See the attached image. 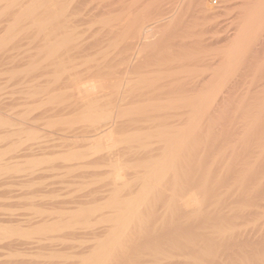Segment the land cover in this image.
I'll return each mask as SVG.
<instances>
[{"label":"rangeland","instance_id":"1","mask_svg":"<svg viewBox=\"0 0 264 264\" xmlns=\"http://www.w3.org/2000/svg\"><path fill=\"white\" fill-rule=\"evenodd\" d=\"M50 10L53 15L49 16L54 22H33L36 15L41 14L37 16L40 19ZM141 20L146 21L145 26H154L151 37L140 34L138 27L144 24ZM49 26L53 27L51 34H47ZM246 29L251 30V34ZM115 77L124 78L122 81L129 87L122 81L119 83V88L127 89L125 97L123 93L112 92L113 96L110 89L108 92L113 97L112 103L109 97L107 101L113 106L115 101V113L124 122L118 132L121 138L134 132L140 134L141 143H147L154 150L149 159L156 157L161 137H156L152 126L148 128V118H153L150 124L158 126L165 134L162 136L166 137L171 135L168 131L174 133L172 136H178L179 132H188L187 128H190L191 135H187L185 148H181L176 171L169 177H174L181 190L176 191L175 199L193 196L199 203L198 214L209 221L204 230L207 242L203 243V249L200 248L205 254H188L193 242L189 235L175 240L163 237L158 241L162 254H158L157 259L142 254L136 263L264 264V0H0V115L7 113L2 115L8 117H4L6 119L21 116L27 102V105L31 103L27 108L34 111L26 110L34 114L25 110L23 119L35 122L34 125L23 123L22 116H18L12 122L10 119L6 124L0 123V141L3 140L0 144L7 142L12 146L11 142L13 145L15 142L21 146L23 140L34 136L18 147L24 150L23 154H19L16 145L13 153L7 145L10 149L4 145L0 147L1 151L9 150L6 162H3L5 168L0 169V234L3 235H0V264H78L80 258L91 252L90 246L97 239L106 238L109 217L117 210L109 208L105 201L110 196L108 181L99 179L107 178L111 169L100 165L101 161L95 163L78 154L87 149L81 148L94 135L86 133L88 119L100 113L96 112L95 105L83 104L89 98L83 90L95 83L112 88ZM147 92L148 97H154L144 98L142 94L146 96ZM210 95L214 97L212 102ZM201 99L210 100L209 107L207 111L204 109L206 113L202 111L203 116H196ZM119 107L124 110L119 112ZM51 112L56 114L53 119L48 117ZM41 114L47 116L45 120L39 119ZM31 115L35 117L31 118ZM142 119L146 123L139 121ZM131 120L135 121L132 129ZM13 121L20 125L13 127ZM46 121L48 125H45ZM24 124L28 127L31 124L29 128L34 126L32 129L40 131L39 138L35 130H29L27 125L26 129ZM23 125L24 131H21ZM31 130L36 134H31ZM12 131L15 134L17 131V136ZM9 133L13 136L9 137ZM26 133L31 136L27 137ZM66 133L72 135L67 137L68 142L67 138H62ZM40 134L45 136L41 138ZM147 134L154 137L147 141ZM47 135L49 140L54 135L51 143L47 142ZM2 136L7 138L2 139ZM35 136L39 141L44 138L40 143L45 149ZM12 137H16L15 141ZM75 139V143L83 140L77 143H81V147L73 142ZM59 140L68 144L72 140L73 146L79 148L70 147V150L72 144L64 147ZM31 141H37L38 147L34 143L33 148L27 149L33 146ZM46 145L53 150H47ZM59 149L66 156H62ZM136 149L131 153L137 156L126 161L130 167L126 170L129 177L136 169L142 171L139 166L144 161L134 160L140 153L136 154ZM36 151L40 152L36 156L45 154L36 157ZM47 152L49 157L54 155L48 158ZM87 152L82 155H88ZM29 155L38 159L33 161ZM15 156L21 158L14 159ZM70 158L72 161L75 158L77 163L68 161ZM14 161L22 170L20 172L26 170V176L29 172L30 177L26 178L23 173L25 177L22 178ZM58 161L62 166L58 167ZM64 161L67 162L62 163ZM82 161L88 164L83 162L84 168L80 170ZM70 163L82 166L75 170ZM68 164L70 169L65 168ZM32 169L38 170L33 174ZM13 171H18L17 175ZM20 178L30 182L25 183L27 181H20ZM157 196L160 197L157 199L168 201L166 194L158 193ZM159 206L154 205V208L163 215L151 231L163 233L170 230L166 224L171 218L165 211L179 207L165 203ZM95 208L98 219L92 221L93 215L88 211ZM187 218L184 216L183 221ZM52 226L56 227L54 231L46 230ZM21 233L30 235L22 236ZM54 255L60 259L53 258Z\"/></svg>","mask_w":264,"mask_h":264},{"label":"bare ground","instance_id":"2","mask_svg":"<svg viewBox=\"0 0 264 264\" xmlns=\"http://www.w3.org/2000/svg\"><path fill=\"white\" fill-rule=\"evenodd\" d=\"M77 7V6H76ZM21 8V7H20ZM27 9H28V7H27ZM20 10V9H19ZM31 10V9H30ZM24 11V10H23ZM18 12V11H17ZM21 12V11H20ZM261 12V11H260ZM24 13V14H23ZM22 14L25 16V12H23ZM28 13H30L29 11H28ZM256 14H258V13H256ZM26 15H28L27 14V11H26ZM39 15V14H38ZM38 15H36V18H37V16ZM48 15V16H47ZM47 15L46 16H42L40 19H36V18H31V20H33V22L34 21H37V22H42L41 20H43V23L45 22V24H46V21L49 23H51L52 21L54 22V20L53 19H51L50 18V16L51 15H53V12L50 10V13H47ZM50 15V16H49ZM85 15L87 16V14L85 13ZM11 16V15H10ZM13 16V15H12ZM17 16V15H16ZM39 16H41V14L39 15ZM38 16V17H39ZM71 16V15H70ZM73 16V15H72ZM35 17V16H34ZM89 17V16H88ZM255 17H257V15L255 16ZM18 18V17H17ZM83 18V17H82ZM86 18V17H85ZM20 19V18H19ZM69 19H70V17H69ZM10 20V19H9ZM56 20V19H55ZM80 20H81V18H80ZM146 20H147V18H146ZM253 20V19H252ZM257 20V19H256ZM73 21V20H72ZM87 21V20H86ZM89 21H91V20H89ZM142 21V20H141ZM148 21V20H147ZM248 21V20H247ZM253 21H255V20H253ZM10 22V21H9ZM15 22V21H14ZM36 22V23H37ZM57 22V21H56ZM74 22V21H73ZM73 22H70L71 23V25H72V23ZM143 22V21H142ZM142 22H140V23H142ZM146 22V21H145ZM145 22H143L144 24L142 25V27H138L139 28V32H140V34H145V36L148 38V37H151V35H152V31H153V27L154 26H152V28H151V26L149 27V25L148 24H146V25H148V26H145ZM251 22V21H250ZM257 22H258V20H257ZM257 22H254V24H256ZM3 23H5V22H3ZM68 24H69V22H67ZM90 23V22H89ZM6 24V23H5ZM8 24V23H7ZM75 24H76V22H75ZM86 24H88L87 22H86ZM85 24V25H86ZM246 24V23H245ZM252 25V23H251V25L254 27V26H256V25ZM13 25V24H12ZM11 25V26H12ZM83 25V24H82ZM249 25V24H248ZM10 26V25H9ZM75 26V25H74ZM74 26H73V28H74ZM77 26V25H76ZM81 26V25H80ZM84 26V25H83ZM251 26V27H252ZM3 27V26H2ZM7 27V26H6ZM66 27H67V25H66ZM82 27V26H81ZM137 27V26H136ZM243 27V26H242ZM252 27V28H253ZM256 27H258V26H256ZM5 28V27H4ZM8 29H9V27H7ZM69 28H72V27H68V29ZM78 28V27H77ZM76 28V29H77ZM251 28V29H252ZM249 29V28H248ZM2 30H3V28H2ZM6 30V29H5ZM52 30H53V27L52 26H49V28H47V34H48V32H49V34H51L50 32H52ZM67 30V29H66ZM82 30H83V28H82ZM247 30V29H246ZM4 31V30H3ZM63 31H65V30H63ZM69 31V30H68ZM72 31V30H71ZM108 32H109V30H107ZM61 32V31H60ZM78 32V31H77ZM137 32H138V29H137ZM136 32V34H138ZM142 32V33H141ZM247 32H249V30H247ZM251 30H250V34H251ZM53 33V32H52ZM68 33V32H67ZM69 33H70V31H69ZM73 33V32H72ZM248 33V34H249ZM59 34V33H58ZM62 34V33H61ZM65 34V33H64ZM75 34V33H74ZM78 34V33H77ZM135 34V35H136ZM140 34H138V35H140ZM249 34V35H250ZM60 35V34H59ZM71 35V34H70ZM54 36H56V35H54ZM68 37V36H67ZM52 39H53V37H52ZM51 39V40H52ZM55 39V38H54ZM51 40H50V42H51ZM251 40V39H250ZM249 41V40H248ZM53 42V41H52ZM51 42V43H52ZM56 42V41H55ZM241 42V41H240ZM242 43V42H241ZM90 44V43H89ZM89 44H87V45H89ZM127 45V44H126ZM130 45H132V44H130ZM239 45V44H238ZM81 46H83V45H81ZM90 46V45H89ZM89 46H88V48H89ZM91 47V46H90ZM123 47H125V46H123ZM239 47H241V46H239ZM83 48V47H82ZM127 48H129V46L127 47ZM85 49V48H84ZM125 49H126V47H125ZM88 50V49H87ZM129 50V49H128ZM82 52L81 53H84L83 52V50H81ZM86 51V50H85ZM244 51V50H243ZM237 52V51H236ZM127 53V52H126ZM234 53H235V51H234ZM238 53V52H237ZM236 53V54H237ZM125 53H123V54H121L122 56L124 55ZM235 54V55H236ZM121 55H120V57H121ZM128 55V54H127ZM126 55V56H127ZM129 56H131V54L129 55ZM128 57V56H127ZM236 57V56H235ZM233 58V57H232ZM119 60H120V58H119ZM122 60V59H121ZM120 60V61H121ZM124 60V59H123ZM125 61V60H124ZM130 61V60H129ZM128 61V62H129ZM230 61H233V60H230ZM64 62V61H63ZM131 62V61H130ZM59 63H61V61L59 62ZM120 63H122V61L120 62ZM119 63V64H120ZM124 64V63H123ZM120 65H122V64H120ZM126 65V64H125ZM127 66H129V65H127ZM115 80H116V82L112 85V88H109V87H106V86H103V85H99V84H91V85H88L87 87H85L84 88V93L89 97L87 100H86V102H84L83 104L85 105V104H89V105H95V107L94 108H96V112H100V113H97V114H95V115H93V116H91L89 119H88V121H89V124H88V127L86 128V133H89L90 132V134H94L92 137H91V139L89 140V141H85L84 143H85V145H83L82 146V144L80 143V145H78L77 143L79 142V141H83L82 139H84L83 137H82V139H78L79 141L78 142H76L75 143V141H77L76 139L73 141L77 146H79V147H81L82 146V148L81 149H84L83 147H85V148H87L85 151H83V152H85V154H86V152H87V154L88 155H82V154H84L83 152H79L80 154H78V155H80V158H81V156H83L84 158H88L89 157V159L91 158V161H94L95 163H96V161L98 162V161H101V163H100V165H102V166H104L105 168L107 167V168H110L111 169V171L110 172H107V174H108V176H107V178H109V179H107L106 177V179L104 178V179H102V178H100L99 180L100 181H105V180H107L108 182H107V191L110 193V196H109V198L106 200L105 198H102V199H105V201L106 202H108V206H109V208H111V207H114V209H115V211L117 210V212L113 215V216H111V217H109V219L111 220V218H112V220L110 221L109 220V224L107 225V234H106V238L104 239V240H100V239H97L96 240V242L95 243H93V245H91L90 246V253L86 256V257H83V258H80L79 260H78V264H137L136 262H137V259H139L140 258V255H142V254H146V255H148V256H152L153 257V259H157L158 258V254H162V250L160 249V246H159V244L160 243H158V241H159V239L160 238H163V237H168V238H173V240H175V239H177L178 237H181L182 235H189V236H191L192 238H193V242H192V244H191V246H190V249H189V252H188V254L190 253V255L191 256H195V255H197V254H200V255H203V254H205V252H202L201 250H200V248H202L203 249V245L207 242V240H205V238H207L205 235H204V230L208 227V220H206V219H202L201 218V216L198 214V205H199V203H198V201L193 197V196H191V195H186L183 199H179V200H176L175 199V195H177L176 194V191H178L179 189H180V187L178 188V186H177V184L174 182V177H169V174H171V173H175V171H176V163H177V160H178V158L181 156V154H180V152L182 151V149H184L185 148V142H187V140H188V136L187 135H191V132L189 131V129L187 128V130H188V132L186 131V132H184L183 131V133L182 132H179V134H178V136H172V134H174V133H170V131H168L169 132V134H171V135H167L168 137H166V136H162V135H165L164 134V132H162V130H160L159 128H158V126L157 127H155L156 125L155 124H150L151 122H150V119H153V118H148L149 119V121H147L148 119H147V117H145L144 119L146 120V122H148V124H149V129H150V126H152L151 127V129L153 130V132L154 133H156V137H158V138H160L161 140H160V142H161V145H159V147H158V145H157V147H158V149L156 150V152L159 150V151H161V154H158V153H160L159 151L157 152V155H160L159 157H157V155H156V152H155V156L156 157H153V158H157L156 160L155 159H153V158H150L149 159V155L151 154V153H153L154 152V150H151V148L150 147H148V144L147 143H145L144 142V144H143V142L141 143V139H140V134H136L135 132L133 133V134H128V135H126L127 137L126 138H121V134L118 132V130L120 129V128H122L123 127V125L124 124H122L121 125V123L123 122L122 120H120L119 119V117H118V114H116L115 113V109H116V103H115V101H113V103L115 104L114 106H113V104H110V102H108L107 100H108V97H109V101L112 99V97L114 96V93L117 95V94H119V93H123V96L125 97V95H127L126 93H128L127 92V89H124V90H122V88H119V85H121L123 82H124V84H125V81H122V80H125L124 78L123 79H119L118 77H115L114 78ZM121 81H122V83H121ZM129 81V80H128ZM127 81V83H128V85H129V82ZM119 83H121V84H119ZM126 85V84H125ZM127 86V85H126ZM163 85H161V88H163L162 87ZM121 87V86H120ZM159 86H157V88H158ZM165 87V86H164ZM127 88H129L128 86H127ZM156 88V90L158 91V89ZM160 88V89H161ZM109 89L110 90H112L111 91V94H113V96L111 95V94H109L108 92H109ZM149 89H147L146 88V91H148ZM151 90V89H150ZM167 90V89H166ZM112 92H114V93H112ZM149 92V91H148ZM147 92V93H148ZM155 92V91H154ZM213 92V91H212ZM216 92V91H215ZM146 93V94H147ZM150 93V95H152L151 94V92H149ZM149 93L145 96V94L143 93L142 95H144V98L146 97V98H148V99H150V97L151 98H153L154 97V95H153V97L152 96H149L148 97V95H149ZM209 94V93H208ZM215 94V93H214ZM115 95V96H116ZM216 95V94H215ZM112 96V97H111ZM111 97V98H110ZM209 97V96H208ZM210 97H211V101L210 100H205V99H201L202 101H200L201 103L199 104V108L197 107V110H198V112L197 111H195V112H197L195 115L196 116H198V114H200V115H202L201 113H202V111H204V109L207 111V107H209V106H207L208 104L207 103H209V101L210 102H212V99L214 98V97H212V95H210ZM207 98V97H206ZM125 99V98H124ZM126 99H127V96H126ZM125 99V100H126ZM208 99H210V98H208ZM147 100V99H146ZM204 100V101H203ZM17 101V100H16ZM122 101H124V100H122ZM12 102V101H11ZM125 102V101H124ZM111 103H112V100H111ZM123 102H121V105H123L122 104ZM26 104V105H25ZM23 106H26V108H27V106H29L31 103H28V105H27V102L25 103ZM125 104V103H124ZM210 104H212V103H210ZM209 104V105H210ZM126 105V104H125ZM125 105H123V106H125ZM20 106V105H19ZM14 107V106H13ZM31 107V106H30ZM26 108H25V110H26ZM1 109V108H0ZM29 109H32V108H27V110H29ZM119 109V112H122L123 110H124V107L122 108V107H119L118 108ZM13 110V109H12ZM25 110H21V111H24V113L22 114V113H20L21 111H19V113L21 114V116L23 115H25V112L27 111H25ZM0 111H2V110H0ZM31 111V110H30ZM29 111V112H30ZM32 111H34L33 109H32ZM118 111V110H117ZM116 111V112H117ZM28 112V111H27ZM28 112V113H29ZM205 112V111H204ZM13 113V112H12ZM15 113V112H14ZM13 113V114H14ZM18 113V112H17ZM16 113V114H17ZM44 113V112H43ZM46 113V115H47V112H45ZM44 113V114H45ZM49 113V112H48ZM54 113V112H53ZM52 112H51V114L52 115H49L48 114V117H50L51 116V119H53L52 117H53V115L54 116H56V114L54 113L53 114ZM206 113V112H205ZM205 113H204V115H205ZM7 114V113H6ZM6 114H1L0 115V123H1V125H2V123H4V124H6V123H8V122H6V120H10L11 119V117H10V119H6V118H8V117H6V116H4V117H6V118H4L2 115H6ZM29 114H34V112L33 113H29ZM44 114H41L40 116H39V119H41V118H44V120L46 119V117H44ZM31 115V116H32ZM39 115V114H38ZM37 115V116H38ZM200 115H199V117H200ZM10 116V115H9ZM12 116V115H11ZM18 116H20L19 114H18ZM18 116H16L15 118H17ZM20 116V117H21ZM23 116H22V119H23ZM30 116V117H31ZM203 116V115H202ZM201 116V117H202ZM19 117V118H20ZM30 117H25L26 119L28 118L29 120L31 119V118H33V117H35V116H32L31 118ZM41 117V118H40ZM15 118H12V119H14L15 120ZM54 118H56V117H54ZM203 118V117H202ZM201 118V119H202ZM12 119H11V122H12ZM25 119V120H26ZM144 119H142V120H139V121H143ZM145 120L143 121L144 123H146L145 122ZM197 120V119H196ZM23 121H24V119H23ZM33 121V120H32ZM35 121H36V119H35ZM49 121V120H48ZM152 121H154V120H152ZM193 121V120H192ZM198 121V120H197ZM20 122V121H19ZM22 122V121H21ZM20 122V123H21ZM30 123L31 121H29V122H27V120L26 121H24L23 123ZM34 122V121H33ZM50 122V121H49ZM133 122H135V121H132L131 120V123H130V128L132 129V123ZM22 123V124H23ZM35 123V122H34ZM34 123H32L31 122V124H33L34 125ZM124 123V122H123ZM136 123H137V121H136ZM152 123H154V122H152ZM9 124H11V123H9ZM16 124H19V123H16ZM16 124H14V121H13V127H17L18 125H16ZM26 124V125H27ZM31 124H29L30 126H31ZM42 124V123H41ZM48 125V122L46 121V123H45V125ZM191 124V123H190ZM20 125V124H19ZM25 125V124H24ZM24 125L22 126V128H23V130H21L20 128V130L21 131H24ZM26 125H25V128H26ZM188 125V124H187ZM194 125V124H193ZM10 127H11V125H9ZM29 126V127H30ZM36 126V125H35ZM120 126H122V127H120ZM134 127H135V124L133 125ZM146 126V125H145ZM8 127V126H7ZM27 127H28V125H27ZM28 127V128H29ZM120 127V128H119ZM32 128H34V126H32ZM32 128H29V130L30 129H32ZM41 128V127H40ZM17 129V131H18V128H16ZM27 129V128H26ZM136 129V128H135ZM193 129V128H192ZM195 129V128H194ZM5 130V129H4ZM13 130H14V128H13ZM32 130H35V132L37 133V137L39 136V133H40V131H36V129H32ZM31 130V134L34 132V131H32ZM182 130V129H181ZM7 131H8V129H7ZM6 131V132H7ZM15 131V130H14ZM17 131H16V134H17ZM20 131V132H21ZM130 131V130H129ZM4 132V131H3ZM13 132V131H12ZM11 132V133H12ZM26 132V131H25ZM34 132V133H35ZM166 132H167V130H166ZM14 133V132H13ZM19 133V132H18ZM27 133H28V131H27ZM26 133V134H27ZM35 133V134H36ZM73 133V132H72ZM163 133V134H162ZM1 134V133H0ZM5 134V133H4ZM10 134V133H9ZM15 134V133H14ZM15 134V135H16ZM25 134V133H24ZM23 134V136H26V135H24ZM29 134V133H28ZM27 134V137H29V136H31V135H28ZM42 134V133H41ZM41 134H40V136H41ZM74 134V133H73ZM7 136H8V134H7ZM11 136H13V134H10V136L9 137H11ZM17 136V135H16ZM45 136V134L43 135V136H41V138L42 137H44ZM48 136V135H47ZM53 137H54V135H52ZM51 136V138H53ZM58 136V135H57ZM72 137V135H69V134H67L66 133V137H65V135H63V137L62 138H64V140L67 138V137ZM75 138L77 137V135H73ZM170 136H172L171 138H170ZM3 137H6V136H2V139H3ZM18 137H20V135L18 136ZM22 137V136H21ZM21 137H20V139H21ZM32 137L33 138H31V139H29V138H27V139H29V140H27L26 139V137H23L24 139H26V141L27 142H29L30 140H32V139H34V136H33V134H32ZM36 136H35V138H37ZM59 137H60V135H59ZM58 137V138H59ZM74 137L72 138V139H74ZM85 137V136H84ZM154 136H153V134H147V136H146V140L148 141V140H150L151 138H153ZM174 137V138H173ZM190 137V136H189ZM7 138V137H6ZM6 138H4V139H6ZM13 139H12V141H15V138L14 137H12ZM39 138V137H38ZM37 138V139H38ZM40 138V139H41ZM51 138H50V140H51ZM56 138V137H55ZM55 138L54 139H52L53 141L55 140ZM58 138L56 139V140H58ZM78 138H80V137H78ZM89 138H90V136H89ZM88 138V139H89ZM1 139V138H0ZM36 139V140H37ZM44 139V138H43ZM43 139H42V141H43ZM59 139H61V137L59 138ZM85 139H87V138H85ZM6 140H9L10 141V139L8 138V139H6ZM19 140V139H18ZM49 140V136H48V139H47V142L48 141H50ZM62 140V139H61ZM63 140V141H64ZM67 141L66 142H68V138L66 139ZM2 142H3V140H1ZM0 141V142H1ZM5 141V140H4ZM22 140H20V142H21ZM25 141V142H26ZM41 140L39 141V139H38V143H40V142H42ZM52 141V142H53ZM62 141V142H63ZM19 141H18V143H20ZM23 143H25L24 142V140L22 141ZM26 142V143H27ZM35 142H37V141H35ZM35 142H32L31 141V143H30V145H33ZM55 142V141H54ZM53 142V143H54ZM58 142V141H57ZM61 141L59 140V144L61 145V144H63V145H61V146H67V145H71L72 144V146H69V149L70 150H72L70 147H75V146H73L74 145V143H72V140H71V143H70V140H69V144L68 143H65V141H64V143H60ZM16 143H17V141H16ZM21 144V146L23 145L24 146V144ZM38 143H35V145H36V147H38L37 146V144ZM49 143H51V141L49 142ZM48 143V144H49ZM52 143V144H53ZM2 144V146H0V147H3V143H1ZM0 144V145H1ZM8 144H10V142L8 143ZM11 144H12V146H8L7 145V142H6V145L8 146V147H10V148H12L10 151L8 150V149H10V148H8L6 145H4V147H6V148H8L7 150H6V152H4V151H1L0 150V169L1 168H5V163H3V162H6V155L9 153V152H11V151H13V148L15 147V145L17 146V149H19L21 146H18L17 144H15V142H14V145H13V143L11 142ZM29 144V143H28ZM43 144H45V141H44V143ZM59 144H58V146H59ZM67 144V145H66ZM146 144V145H145ZM27 145V144H26ZM35 145H33L32 147L30 146H28V147H26L27 149H31V148H33ZM39 145H41V143L39 144ZM55 145V144H54ZM54 145H53V147H54ZM42 146V148H44L43 146H45V145H41ZM47 146V145H46ZM49 146V145H48ZM47 146V150H51L50 149V146H52L51 144H50V146L48 147ZM57 146V145H56ZM75 147L76 149L77 148H79V147ZM150 146V145H149ZM183 146H184V148H183ZM19 147V148H18ZM64 147H63V150H64ZM5 148V149H6ZM24 148V147H23ZM49 148V149H48ZM52 148V147H51ZM58 148V147H57ZM134 148L136 149V148H138V149H136V154H137V152H140L139 153V155H141V157L138 155V158L136 159H134V160H143L144 162L141 164V166H139L140 167V169L142 170V171H140V170H134L133 172H132V174H131V177H129V175L130 174H128L127 172H126V170L129 168L130 169V167L128 166V165H126V161H129V160H133V156L134 157H136L135 156V154L133 155L132 153H131V151H135L134 150ZM182 148V149H181ZM1 149H4V148H1ZM4 149V150H5ZM16 149V148H15ZM27 149H25V151H27L26 153L27 154H29L28 153V151L29 150H27ZM41 149V147H39V150ZM45 149V148H44ZM55 149V148H54ZM61 149V148H60ZM60 149H59V151H60ZM76 149H74V150H76ZM152 149H153V147H152ZM154 149H156V147L154 148ZM20 150V152H19V154L20 153H25V152H23L24 150L23 149H19ZM23 150V151H22ZM34 150H36V148L34 149ZM53 150V149H52ZM51 150V151H52ZM57 150V149H56ZM55 150V151H56ZM63 150H61V151H63ZM138 150V151H137ZM140 150V151H139ZM9 151V152H8ZM18 151V150H17ZM22 151V152H21ZM32 151H33V149H32ZM43 151V150H42ZM41 151V152H42ZM51 151L49 152V153H51ZM54 151V152H55ZM58 151V150H57ZM60 151V152H61ZM153 151V152H152ZM2 152H4V154H2ZM14 152V151H13ZM13 152H11V153H13ZM47 152V153H48ZM53 152V153H54ZM40 154V152L38 151H36V152H34V156H36L35 154ZM46 153V155H48V158H51L54 154H52L50 157H49V153L47 154ZM64 152H61V155L63 156V155H65V154H63ZM66 153V152H65ZM78 153V152H77ZM132 155H131V154ZM133 153H135V152H133ZM16 154V153H15ZM18 153L16 154V155H19ZM30 154H32L33 155V152H31L30 151ZM44 152L43 153H41V155H37L38 157H40V156H44ZM60 154V153H59ZM179 154H180V156H179ZM13 155V154H12ZM32 155H29V157H31V158H33L34 156H32ZM56 155H58V154H56ZM154 155V154H153ZM14 156V155H13ZM21 156H23V155H21ZM36 156V157H37ZM66 156V155H65ZM86 156V157H85ZM18 157V156H17ZM17 157L15 156V158L14 159H17ZM26 158H28V156L26 155L25 156ZM60 157V156H59ZM74 157V156H73ZM150 157H152V154H151V156ZM13 158V157H12ZM12 158L10 157V160H12ZM19 158H21V157H18V159ZM46 158V157H45ZM67 157H65V159H66ZM84 158H82V159H84ZM35 159H38V158H35ZM34 158L32 159L33 161L35 160ZM41 159V158H40ZM43 159V158H42ZM56 159H58L57 157H56ZM64 159V158H63ZM75 159V158H74ZM74 159H73V161H72V159L70 158V160H68V161H72V163L73 162H75V163H77V161H74ZM23 160V159H22ZM30 160V162H28V163H30V164H32V160L31 159H29ZM28 160V161H29ZM50 160V159H49ZM54 160V159H53ZM53 160H51V161H53ZM77 160V159H76ZM16 161V160H15ZM15 161H14V163H15ZM24 161V160H23ZM59 161H60V158H59ZM58 161V162H59ZM12 162H13V160H12ZM37 162V161H36ZM65 162H67V161H64V162H62V163H65ZM83 162L84 161H82L80 164H82L83 165V167H79L78 168V166H82V165H79V163L77 164L78 166H74V164H71V165H73V167H75L74 169L76 170V168H78V169H83L84 168V164H83ZM87 162H90V160L88 161L87 160ZM93 162V163H94ZM13 163V164H14ZM17 163V162H16ZM15 163V165L17 166V164ZM20 163V162H19ZM22 163V162H21ZM34 163V162H33ZM61 162H59L58 164H60ZM84 163H86V162H84ZM91 163V162H90ZM99 163V162H98ZM86 164H88V163H86ZM92 164V163H91ZM54 165V164H53ZM76 165V164H75ZM94 165V164H93ZM97 165V164H96ZM96 165H94V167H95V169L96 168H98L99 169V167H96ZM100 165H98V166H100ZM58 166V165H57ZM60 166H62L61 164L58 166V167H60ZM66 165H64L62 168H63V170H64V167H65ZM69 164H68V166H66L65 168H67V169H70L69 168ZM13 167H15V166H13ZM19 166H17V168L16 169H18L19 170V172L20 171H22V170H20V168H18ZM47 167V166H46ZM49 167V166H48ZM58 167L56 168V169H58ZM71 167V166H70ZM85 167H88V166H85ZM14 168V169H15ZM38 168H41V167H38ZM89 168V167H88ZM87 168V169H88ZM92 168H93V166H92ZM135 167H133L132 169H134ZM15 169V170H16ZM42 169H44V168H42ZM42 169H40V170H42ZM46 169V168H45ZM80 169V170H81ZM94 169V168H93ZM101 169V168H100ZM12 170H13V168H12ZM29 171H30V169H28ZM36 170H38V169H36ZM35 169H32V171H35V172H32L33 174L34 173H36L37 171H36ZM46 170H49V168L48 169H46ZM59 170H60V168H59ZM62 170V169H61ZM85 170V169H84ZM18 172V171H17ZM17 172H15V171H13V174L14 173H16V175H17ZM25 172H26V170H25ZM24 171H23V173H24V175L26 176V173H25ZM71 172V171H70ZM69 172V173H70ZM77 172V171H76ZM99 172V171H98ZM23 173H19V175L21 174L22 175V178H24L25 176L23 175ZM50 173V172H49ZM93 173V172H92ZM97 173V172H96ZM96 173H94V174H96ZM85 174V173H84ZM90 173H88V175H89ZM100 174V173H99ZM20 175V176H21ZM78 175V174H77ZM104 175V174H103ZM28 176L30 177V173L28 172ZM28 176H26V178L28 177ZM65 176H67V175H65ZM72 176V175H71ZM15 177H17L18 178V176H15ZM14 177V179H16ZM32 177V176H31ZM35 177V176H34ZM81 177V176H80ZM87 177V176H86ZM85 177V178H86ZM22 178H20L21 180L20 181H24L25 182V180L27 181V182H25V183H29L30 181H28L27 179H22ZM69 178H70V175H69ZM73 178H75V177H73ZM76 178H78V177H76ZM96 178V180H98V178L97 177H95ZM94 178V179H95ZM33 179V178H32ZM102 179V180H101ZM31 180V179H30ZM72 180H74V179H72ZM93 180V179H92ZM13 181H15V180H13ZM94 182H95V180H93ZM133 181H135L134 183H132ZM16 182H17V180H16ZM16 182H14L15 183V185H16ZM75 181H73V183H74ZM94 182H92L91 181V183L93 184ZM99 182V181H98ZM82 183H84V182H82ZM97 183V182H96ZM106 183V182H105ZM18 184V183H17ZM67 185V184H66ZM87 185V184H86ZM17 186H19V185H17ZM25 186H26V184H25ZM29 186V185H28ZM101 187V186H100ZM97 188H98V186H97ZM178 188V189H177ZM92 189H94V188H92ZM101 189V188H100ZM96 190V189H95ZM99 191V190H98ZM179 191H181V190H179ZM89 192H90V190H89ZM98 193V192H97ZM158 193H163V194H166L167 195V197H168V201H164V200H160L159 198V196H157L158 195ZM92 194V193H91ZM91 194H89V196H91L92 197V195ZM94 194V193H93ZM104 195V194H103ZM107 197H108V195H106ZM105 196V197H106ZM106 197V198H107ZM156 197H159L158 199L156 198ZM166 204V205H168V206H171V204L172 205H176V206H178L179 207V209L178 210H171V209H168V210H166L165 211V213L167 214H169L170 215V220L168 221V223L169 224H166V227L168 228L169 227V229L170 230H166V231H164L163 233L161 232V233H157L156 231H151V228L152 227H154V228H156V225H157V223H158V218L159 217H162V215H160L159 213H158V211L154 208V205H162V204ZM124 207V208H121V207ZM150 206H153V207H150ZM160 207V206H159ZM171 210V211H170ZM113 211V210H112ZM168 211V212H167ZM97 212H98V210L95 208V209H91V210H89L88 211V213H90V214H92L93 215V217L92 218H90V220L92 219V221L93 220H97L98 219V217H97ZM164 213V214H165ZM113 214V213H112ZM184 216H186V217H188L185 221H183V218H184ZM108 222V219H107V221H106V223ZM186 222V223H185ZM187 226V228H185ZM56 229V227H54V226H52V227H50V229H46V230H49L50 232H52V231H54ZM166 229V228H165ZM46 230H44V229H41L40 231H46ZM174 230V233H171L172 231ZM169 231H171L170 233H169ZM181 231H183V232H181ZM213 232V231H212ZM0 235H2V234H0ZM20 235H22V236H29L30 234H28V233H21ZM3 236V235H2ZM208 236V235H207ZM212 237V236H211ZM186 238V237H185ZM152 239H153V241H152ZM209 240V239H208ZM172 241V240H171ZM186 242H187V240H185ZM210 241H211V239H210ZM209 242V241H208ZM204 243V244H203ZM186 244V243H185ZM152 247H154L153 249H154V251H152ZM53 258H58V259H60V257L59 256H57V255H54L53 256Z\"/></svg>","mask_w":264,"mask_h":264}]
</instances>
